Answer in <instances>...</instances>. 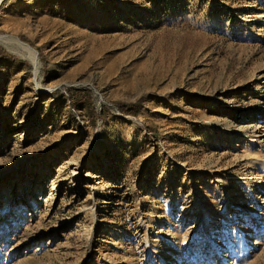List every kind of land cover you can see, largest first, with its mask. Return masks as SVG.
<instances>
[{"label":"rangeland","instance_id":"rangeland-1","mask_svg":"<svg viewBox=\"0 0 264 264\" xmlns=\"http://www.w3.org/2000/svg\"><path fill=\"white\" fill-rule=\"evenodd\" d=\"M0 34L39 63L0 43V264H264V0H2Z\"/></svg>","mask_w":264,"mask_h":264},{"label":"trees","instance_id":"trees-1","mask_svg":"<svg viewBox=\"0 0 264 264\" xmlns=\"http://www.w3.org/2000/svg\"><path fill=\"white\" fill-rule=\"evenodd\" d=\"M0 56L2 57H10L13 58L14 56L7 53L3 48L0 47ZM67 99L69 101V104L71 107H76L81 105L83 110L85 111L88 120L91 121V123H94L95 118L99 116H104L108 109L102 108L99 111V116H96L95 108L92 106L91 98L86 92H80L73 90L72 88H67ZM140 103V99L135 100L134 102H115V106L124 114H131L133 115ZM151 133L154 135V130L149 129Z\"/></svg>","mask_w":264,"mask_h":264},{"label":"bare ground","instance_id":"bare-ground-1","mask_svg":"<svg viewBox=\"0 0 264 264\" xmlns=\"http://www.w3.org/2000/svg\"><path fill=\"white\" fill-rule=\"evenodd\" d=\"M2 0H0L1 2ZM0 43L4 44V45H13L14 48H16L20 54L22 56H24L25 58L28 59V61L33 65L34 67V78L37 79V65L39 64L37 61V54H36V50L33 49L30 45L22 42L19 38L15 37V36H11V35H2L0 34ZM11 49V48H9ZM38 87V86H37ZM264 142V139L262 140ZM260 210V209H259ZM208 218H212V216L208 213L205 216L204 221H206ZM226 255H222L221 258H225Z\"/></svg>","mask_w":264,"mask_h":264}]
</instances>
